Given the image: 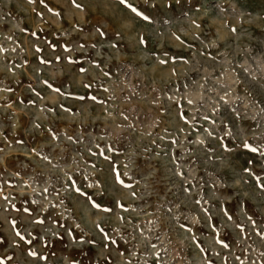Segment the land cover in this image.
<instances>
[{"label": "rangeland", "instance_id": "obj_1", "mask_svg": "<svg viewBox=\"0 0 264 264\" xmlns=\"http://www.w3.org/2000/svg\"><path fill=\"white\" fill-rule=\"evenodd\" d=\"M0 264H264V0H0Z\"/></svg>", "mask_w": 264, "mask_h": 264}]
</instances>
